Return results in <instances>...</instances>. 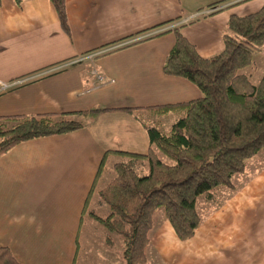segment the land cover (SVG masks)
<instances>
[{"label": "crops", "instance_id": "crops-1", "mask_svg": "<svg viewBox=\"0 0 264 264\" xmlns=\"http://www.w3.org/2000/svg\"><path fill=\"white\" fill-rule=\"evenodd\" d=\"M263 5L65 0V30L50 0H0V85L60 67L0 91V116L109 108L87 114L78 130L26 140L0 155V245L22 264H110L117 235L106 242L109 233L86 214V198L97 201L95 191L111 178L108 159H120L115 151L148 152L141 125L153 112L147 107L200 95L188 80L162 70L174 32L152 35L182 25L184 38L209 57L224 48L232 16ZM119 107L135 109H112ZM232 181L201 201L200 224L187 240L157 214L148 264H264V152ZM96 208L106 214L104 205Z\"/></svg>", "mask_w": 264, "mask_h": 264}, {"label": "trees", "instance_id": "trees-1", "mask_svg": "<svg viewBox=\"0 0 264 264\" xmlns=\"http://www.w3.org/2000/svg\"><path fill=\"white\" fill-rule=\"evenodd\" d=\"M50 1L67 30L65 0ZM181 26L152 36L174 32L162 70L188 80L200 95L147 107L154 115L176 113L177 117L167 129L141 122L150 149L144 154L115 151L120 159L110 168L111 178L95 191L96 204L104 205L107 213L87 211L109 233L106 242H112L111 234L121 238L122 264H148L146 249L157 210L180 240L192 237L200 224L197 198L204 195L210 200L215 188H232V179L244 170L245 162L264 152V70L257 82L249 71L253 55L264 45V5L254 13L232 16L223 35L224 48L209 57L196 52L179 32ZM112 109L132 111L135 107ZM104 110L109 108L0 116V155L26 140L78 130L87 114ZM155 150L169 162L161 160ZM88 203L86 198V207ZM0 264L22 263L0 245Z\"/></svg>", "mask_w": 264, "mask_h": 264}, {"label": "rangeland", "instance_id": "rangeland-1", "mask_svg": "<svg viewBox=\"0 0 264 264\" xmlns=\"http://www.w3.org/2000/svg\"><path fill=\"white\" fill-rule=\"evenodd\" d=\"M253 63H254V65H253L252 69H249V71L252 73V81L253 82H257L259 80V78H260L263 70H264V45L262 46V48H261V50L259 52L255 53L253 55ZM146 113H148V112H146ZM151 115L148 116L147 118L146 117L144 118V120H146L147 123H149V124H158V126L160 128L167 129V128H169V126L171 125V123L173 122V120L176 118V115L177 114L176 113H170V114H167L165 116H162V115H154V114H151ZM155 151L158 153V155L161 158V160H163L165 162H169V159L167 157H165L162 153L158 152L157 150H155ZM115 161H117L116 158L110 157L108 159L107 163H106L107 167L110 169L111 166H112V164ZM222 187H224V186H219L214 191H217L218 189H220ZM201 201H204V195H200L197 198L196 206H197L198 212L201 210V208H200V206L202 204ZM91 208L94 211H97L96 201H89L88 206L86 207V214H87V211L89 209H91ZM103 210L107 213V210L102 209L101 211H103ZM156 214H160L162 216L161 210H157ZM155 216H157V215H155ZM116 241L118 243L114 244V248H113L115 251L114 250H111V254H110V258H111L110 264H122V260H121V257H120L121 255H120V252H119L120 249H121V244H120L121 243V238L119 236H117ZM115 258L117 260L116 262H115Z\"/></svg>", "mask_w": 264, "mask_h": 264}, {"label": "built area", "instance_id": "built-area-1", "mask_svg": "<svg viewBox=\"0 0 264 264\" xmlns=\"http://www.w3.org/2000/svg\"><path fill=\"white\" fill-rule=\"evenodd\" d=\"M184 22H185V21H184ZM59 68H60V67L53 68V69H51V70H46V71H43V72H41V73H37L36 75L27 76V77H24V78H21V79H17L16 81H12V82H9V83H6V82L1 83V85H0V91L7 90V89L12 88V87H14V86H17V85H19V84H22V83H24V82H27V81H29V80H31V79L37 77V76H41V75H44V74H47V73L53 72L54 70H57V69H59ZM98 78H101V76L98 75Z\"/></svg>", "mask_w": 264, "mask_h": 264}]
</instances>
